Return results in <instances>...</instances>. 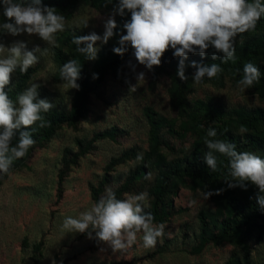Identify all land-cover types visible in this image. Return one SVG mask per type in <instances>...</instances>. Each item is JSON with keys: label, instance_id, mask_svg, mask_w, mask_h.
I'll return each mask as SVG.
<instances>
[{"label": "rangeland", "instance_id": "374dc122", "mask_svg": "<svg viewBox=\"0 0 264 264\" xmlns=\"http://www.w3.org/2000/svg\"><path fill=\"white\" fill-rule=\"evenodd\" d=\"M113 11L112 8L97 10L81 2L70 16H65V30L75 27L82 35L96 32L102 36L105 21ZM85 21L87 26H84ZM14 40L26 41L29 50L39 45L44 53H36L39 59L32 65L36 70L29 86L40 84L49 102L68 107L74 88L54 78L58 72L52 57L54 46L35 34L0 35V43L5 46ZM108 41L115 42V38ZM102 44L97 41L96 47L99 49ZM140 72L145 73V79L138 81ZM150 75L144 65L130 61L123 75L109 76L98 93L91 94L88 111L76 127L64 125L50 141L34 148L23 166L7 173L0 172V264H53L54 260L56 264H223L230 256L234 245L226 241L207 243L201 251L194 250L199 233L198 213L200 210L214 213L216 205L211 197L205 200L204 192L188 184L181 185L173 197L175 212L163 223L164 233L157 238L154 247L145 248L140 238L142 233H138L135 244L113 252L95 238V232L90 238L87 234L67 232L62 228L65 216L78 217L94 203L90 184H98L104 167L112 158L132 146L139 147V155H143L148 146V124L143 112L146 105L167 116L176 115L169 103V78L162 76L151 86ZM194 88L189 96L191 99L211 96L226 108L263 106L255 92L242 90L229 79L223 86L201 82ZM113 125L122 129V134L115 139H96L92 147L70 165L59 191L58 172L62 167L63 151L66 148L78 151V139L88 140ZM185 133L183 137L165 133L177 152L189 149L194 142V135L189 131ZM172 156L170 153L169 158ZM138 161L134 158L117 164L106 189L117 187ZM250 246L253 262L264 264V241L251 240Z\"/></svg>", "mask_w": 264, "mask_h": 264}, {"label": "trees", "instance_id": "16d2710c", "mask_svg": "<svg viewBox=\"0 0 264 264\" xmlns=\"http://www.w3.org/2000/svg\"><path fill=\"white\" fill-rule=\"evenodd\" d=\"M20 2L29 3L31 0H20ZM81 2L88 3L97 10L107 8L114 10L118 0H112L111 3L107 0H41L43 6L55 8L56 13L64 17L70 16L73 9ZM261 2L264 3V0ZM127 19H130V13L127 10L123 17L116 14L117 28L114 29L113 36L115 42L103 43L94 60L86 59L85 55L77 51V46L73 43L74 36L82 35L81 30L71 27L56 37L52 57L58 72L54 78L56 81H63L60 68L68 60L74 59L81 66L80 78L77 80L79 88H74L68 107L54 104L50 111L41 113L44 127H40V121L30 126L28 131L35 143L24 157L13 161L9 171L23 166L31 151L50 141L64 125L76 127L88 111L91 94H97L109 76L123 75L127 63L137 62L130 46L123 56L113 52V48L119 46L120 34H126L123 23ZM6 20L7 18L3 16L2 4H0V23ZM5 34L0 33L1 36ZM234 47V61L222 62V54L219 52L216 53L218 58L213 61L212 53L215 49L210 46L204 57H201L198 52L189 53L186 64L193 60L206 64H219L223 71L214 78L205 77L202 82L223 86L226 79L237 84L243 74L244 65L252 62L259 68L261 75L260 79L247 89L257 94L263 106L226 108L211 96L205 99H191L189 96L195 89V83L192 80L195 69L187 67L185 74L188 80H180L176 75L180 58L174 57L172 55L174 50L169 48L162 56L161 64L153 66L150 70V83L153 86L162 76L169 78V103L176 115L167 116L150 105L143 108L148 124L147 149L143 151L142 159L128 171L123 181L113 191L118 199H123L125 193L147 192L148 207L145 208V212H150L154 216V223L160 224L167 221L175 212L172 199L181 185L188 184L202 192L212 190L215 193L216 190H222L218 195L211 196L216 205V212L200 210L198 213L199 233L194 250L201 251L207 243L219 244L226 241L234 247L223 264H256L252 260L250 241L254 240L256 243L264 241V209L260 208L255 200L259 190L251 183L248 184L247 190L240 187L229 188L225 181L228 158L214 153L217 157L218 170L213 172L206 165L203 155L208 151L204 143L207 131L209 128H215L217 136L211 139L234 143L237 151L252 152L264 159V16L253 30L237 34ZM35 70V66L29 67L25 73L17 69L11 76V82L6 86L5 91L14 103L17 101V96L29 87ZM94 74H98V77L94 78ZM38 93L39 98L46 99V91L42 87L38 89ZM241 128L246 129L243 134L240 132ZM186 131L194 135V142L189 149L177 152L165 133L183 137ZM122 132V129L113 125L95 133L88 140L78 139L79 150L76 152L66 148L62 155V167L58 172L59 191L70 165L75 164L78 157L87 152L96 139L105 137L115 139ZM18 138L17 133L12 140L13 145ZM138 148L132 146L123 150L119 156L112 158L104 167V173L98 184H90V194L94 203L105 195L106 185L111 181L115 166L137 158ZM170 153H173L171 158H169ZM150 174L153 175L152 178Z\"/></svg>", "mask_w": 264, "mask_h": 264}, {"label": "clouds", "instance_id": "9594fccd", "mask_svg": "<svg viewBox=\"0 0 264 264\" xmlns=\"http://www.w3.org/2000/svg\"><path fill=\"white\" fill-rule=\"evenodd\" d=\"M111 3L112 0H107ZM3 16L7 20L0 23V33L18 36L35 34L49 45H56V34L65 31V17L56 13L55 8L43 6L41 0H31L29 3L20 0H0ZM126 10L130 19L125 20L123 29L126 34H120L118 47L113 48L115 54L123 56L129 46L133 50L136 61L147 69L161 64V58L169 49L172 55L179 57L176 75L180 80H188L185 74L187 67L195 69L192 80L200 84L205 77L211 79L223 71L216 63L206 64L188 60L189 53L206 55L211 46L215 49L212 60L222 54V62L235 60L234 39L237 34L253 30L257 22L264 16V3L261 0H118L111 15L104 24L103 35L92 32L88 35L73 37L77 51L86 59H96L99 51L96 42L106 44L115 35L117 28L115 15L125 16ZM88 22H84L87 26ZM84 45V46H81ZM47 49H45V52ZM41 52L39 45L31 50L27 42L14 40L9 46L0 43V172L7 173L15 159L26 155L28 149L35 143L28 131L30 126L40 121L44 127L41 113H47L55 105L47 99L39 98L38 83H32L17 96L16 103L5 91L11 82V76L17 69L21 73L38 62L36 53ZM44 53L41 52V55ZM81 66L76 60L70 59L60 68V76L68 82L70 88H79ZM239 71V70H238ZM260 70L252 62L243 67V74L237 81V87L242 90L250 88L260 79ZM98 74H94L97 78ZM145 73L137 74V80H144ZM134 86V85H133ZM130 86L132 91L135 88ZM246 129L241 128L243 134ZM19 134L18 141L12 144L13 138ZM215 128H209L204 139L208 149L203 159L213 172L218 170L217 157L219 153L228 158L225 181L229 188L240 187L247 190L251 183L258 188L255 200L264 209V159L252 152H239L234 143H226L219 139ZM142 155L137 156V160ZM230 177V179H229ZM222 190H208L202 193L205 200ZM124 199H118L111 188L105 190L97 202L90 208L79 213L78 217L65 216L62 228L67 232L86 233L90 238L95 232V238L104 242L113 252L126 250L137 242L138 233L145 248L154 247L157 238L164 233L163 223L155 224L154 216L145 212L148 207V193H125ZM53 264H56L55 260Z\"/></svg>", "mask_w": 264, "mask_h": 264}]
</instances>
